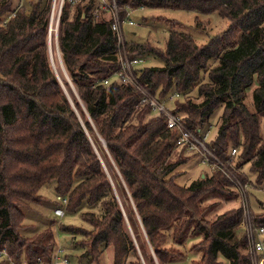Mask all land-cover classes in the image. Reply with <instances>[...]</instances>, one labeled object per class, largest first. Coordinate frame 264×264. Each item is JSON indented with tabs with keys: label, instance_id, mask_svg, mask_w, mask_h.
Here are the masks:
<instances>
[{
	"label": "trees",
	"instance_id": "obj_1",
	"mask_svg": "<svg viewBox=\"0 0 264 264\" xmlns=\"http://www.w3.org/2000/svg\"><path fill=\"white\" fill-rule=\"evenodd\" d=\"M115 1L120 15L128 3L215 10L229 20L222 32L202 43L169 26L162 48L125 39L126 50L132 55L148 52L161 61L134 67L136 77L159 96L172 88L179 91L172 111L181 113L194 133L210 127V116L221 106L206 144L241 181L264 188V0ZM50 4L27 0V6L15 8L12 0H0V20L8 15L5 23L0 21V246L16 258L24 248L30 260L50 259L54 219L29 235L21 228L24 208L30 201L40 202L39 187L54 179L56 194L67 197L65 208L73 210L83 200L100 207L99 212L80 213L89 228L60 225L81 236L72 240L82 247L79 261L87 257L86 264H100L103 251L111 247V264H125L129 256L135 257L132 264H141L138 249L146 264H153L152 253L159 264H168L183 255L178 245L200 235L190 246L200 255L190 264H247L244 235L235 229L240 205L212 220L203 214L207 205L201 203L208 192L226 200L237 197L226 176L211 168L209 175L201 173L188 184L176 182L177 165L193 153L184 154L183 145L173 144L165 116L138 103L133 84L114 75L103 82L119 60L111 14L98 0H63L59 12L57 47L86 111L74 100L77 114L48 58ZM210 59L215 63L208 65ZM193 87L195 96L188 93ZM89 134L107 163L108 157L116 167L110 174L126 200L116 196ZM246 162L255 172L253 179L242 168ZM252 218L264 223V207ZM167 239L171 244H165Z\"/></svg>",
	"mask_w": 264,
	"mask_h": 264
},
{
	"label": "rangeland",
	"instance_id": "obj_2",
	"mask_svg": "<svg viewBox=\"0 0 264 264\" xmlns=\"http://www.w3.org/2000/svg\"><path fill=\"white\" fill-rule=\"evenodd\" d=\"M18 1H20L22 5L27 6V0H12V5H15ZM55 2V6L57 7L59 6V3H61L60 0H55ZM56 10L58 9H55V11ZM50 11L51 9L49 10V13ZM130 17L135 20L136 23H122V30L125 39L139 42L146 41L157 50L164 46L169 26L174 28H181L184 31L191 33L197 43H202L207 41L214 34H219L220 32H222L223 29L226 28V26H228L229 24V20L223 16H220L215 10L205 11L184 7H134L130 12ZM54 25V29L50 33L48 25L47 31V50L51 68L59 82L62 91L64 92L70 103L75 107L73 102L74 100H77L79 103V108L86 114L84 103L79 98L77 93V87L71 81L69 73L64 67L60 52L57 47L58 20L56 24V21L54 19ZM154 58L155 62L153 64L160 65L161 61L157 57ZM208 62V65L215 63L214 59H210ZM144 63H148V61H144ZM202 77L203 79H206L205 72L202 73ZM188 93L195 96L196 87H193ZM246 101L250 103L249 92L246 95ZM75 110L79 115V109L75 107ZM220 111L221 106H218L215 108L214 112L210 116V132H214L215 130V121ZM90 121L93 123L92 120ZM94 127V133L102 145L103 141L98 137V134ZM89 137L93 142L91 134H89ZM93 145L100 158L102 159V164L104 168L109 172L112 187L116 196L120 201H122L123 199L126 200V195L124 194V192L119 191L116 188L114 180L110 174V169L113 168L114 170H116V167L112 163L111 159L107 157L111 164L110 166V164H108L105 160V157L102 155V150L97 148L94 142ZM183 153L190 155V153L185 149ZM242 168H244L245 171L247 170L250 178L253 179L255 177V172L249 170L248 162L244 163ZM176 169H178L179 172L174 176V180L181 184H188L193 178L200 176L201 173H206L207 175L211 173L209 165L203 162L196 154H193L192 156L188 157L186 161L179 163ZM54 185V179L44 182L38 189V192L41 194L42 198L40 202L30 201L27 204L28 207L24 208L23 223L25 224V226L21 228V232L23 234L28 235L32 234L40 228L44 227L49 219H54V222L51 224L50 227L53 232L55 246L63 247V251L69 259V264H86L88 261L87 257H82L80 261L78 260V256L82 251V247L73 245L72 242V240L74 241L76 239H81V236L79 234L73 235L71 232L61 229L60 225L71 224L75 226L89 228L90 224L81 218L80 213L84 210H93L95 212H99L100 207L98 203L90 204L87 203V201L83 200L75 209L71 210L65 208L64 213L62 215H55L52 211L54 205H56V192L54 190ZM247 194L249 207L251 210L250 213L252 217L253 214H261V211L264 207V188H258L247 184ZM201 204L207 205V209L203 213L204 217L212 220L217 214L221 213L227 207H236L240 204V202L238 196L226 200L224 196L212 191L206 194L205 199L202 200ZM136 223L138 224V221ZM126 227L133 236V231L127 221ZM235 229L238 234L241 233V228H239L237 225L235 226ZM139 231L141 233V238L145 240V248L151 251L149 243L146 240V235L144 233L143 227L140 225ZM199 238L200 235L191 236L188 237L182 245H178V247L182 250L183 255L174 258L171 263L168 264H190L192 259L198 258V256L200 255V250L190 249V246ZM165 244H171L170 239H167L165 241ZM20 253V258L29 257L24 248L21 250ZM137 254L140 258L141 264H146V261L140 253L139 249L137 251ZM111 256V247H107L100 256L99 263L111 264ZM152 257L153 264H159L156 256L153 253ZM134 258V256L127 257L125 264H132L130 260H134ZM89 264H94V262H90Z\"/></svg>",
	"mask_w": 264,
	"mask_h": 264
},
{
	"label": "built area",
	"instance_id": "obj_3",
	"mask_svg": "<svg viewBox=\"0 0 264 264\" xmlns=\"http://www.w3.org/2000/svg\"><path fill=\"white\" fill-rule=\"evenodd\" d=\"M50 13L54 12L53 18L56 21L59 18V12L63 0H60L59 6H55V0H51ZM101 8L107 9L112 17L111 28L116 36L117 56L119 60V67L114 70L109 76L103 79L107 82L111 76H117L121 81H126L133 84L139 91L138 103L148 104L152 110L159 111L165 116L166 126L173 131L172 142L174 145H183L185 150L199 156V158L209 165V168L218 169L231 183V186L236 190L239 197L241 217L237 226L245 239V250L247 254V264H264V223H257L253 220L251 210L248 202L247 183L241 181L230 169L226 160L221 159L215 154L206 144V139L209 136L210 128L205 127L199 134L191 131L183 122L182 114L178 111H172L173 101L175 98L181 96L180 92L175 89H170L165 95L159 96L156 93L150 92L142 84L139 83L134 67L145 64H153L154 56L148 52H141L135 55L129 54L125 46V37L122 30V23L135 24V20L130 17V12L134 8L128 3L124 5V13L120 15L118 12L115 0H98ZM21 5L18 1L14 6ZM136 7H144L137 5ZM55 9H58L55 11ZM13 13V10L10 14ZM8 15L1 18V23H5ZM50 18L48 20L49 25ZM236 148L232 147L230 152H235ZM67 197L61 194H56V205L52 211L55 215H62L66 207ZM0 259L5 261V264H69V259L63 251V247L55 246L48 260L37 256L35 259L30 260L26 258H16L11 255L7 248L3 245L0 246Z\"/></svg>",
	"mask_w": 264,
	"mask_h": 264
},
{
	"label": "bare ground",
	"instance_id": "obj_4",
	"mask_svg": "<svg viewBox=\"0 0 264 264\" xmlns=\"http://www.w3.org/2000/svg\"><path fill=\"white\" fill-rule=\"evenodd\" d=\"M54 12H51L50 21H49V33L54 29V18H53Z\"/></svg>",
	"mask_w": 264,
	"mask_h": 264
}]
</instances>
